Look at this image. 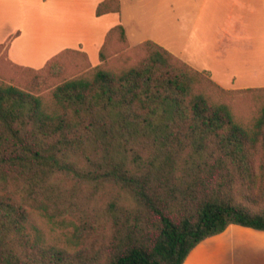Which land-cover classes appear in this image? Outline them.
Segmentation results:
<instances>
[{
	"label": "trees",
	"instance_id": "16d2710c",
	"mask_svg": "<svg viewBox=\"0 0 264 264\" xmlns=\"http://www.w3.org/2000/svg\"><path fill=\"white\" fill-rule=\"evenodd\" d=\"M120 10L103 0L96 14ZM9 41L0 42V264H184L231 224L264 230V87L239 90L262 99L246 123L237 91L154 40L130 48L121 23L93 67L79 48L22 65ZM67 53L91 68L44 93ZM21 68L34 76L12 81ZM41 219L72 225L75 248L46 242Z\"/></svg>",
	"mask_w": 264,
	"mask_h": 264
},
{
	"label": "rangeland",
	"instance_id": "374dc122",
	"mask_svg": "<svg viewBox=\"0 0 264 264\" xmlns=\"http://www.w3.org/2000/svg\"><path fill=\"white\" fill-rule=\"evenodd\" d=\"M6 1L0 0V34L20 28L19 21H24L26 32L17 48L20 57L34 63H41L42 47L62 40L74 43L81 37L89 42L101 28L92 17L89 0H58L54 11L62 14L57 21L54 18L49 22L40 10L28 9L23 18L16 8L19 0L10 1L9 7ZM120 4L130 48L148 39L158 42L196 69L207 72L223 88L237 91L230 94L236 114L246 123L253 121L262 99L257 93L248 96L239 90L264 87V0H120ZM18 31L6 38L9 43ZM99 49L97 46L96 53L92 49V67L101 63ZM91 63L82 53L65 54L58 76L44 93L51 91L53 84L86 72ZM19 70L12 81L25 82L26 77L35 74ZM40 229L46 242L75 248L72 225L41 219ZM245 239L240 237L233 246L244 247Z\"/></svg>",
	"mask_w": 264,
	"mask_h": 264
},
{
	"label": "crops",
	"instance_id": "0c3cea01",
	"mask_svg": "<svg viewBox=\"0 0 264 264\" xmlns=\"http://www.w3.org/2000/svg\"><path fill=\"white\" fill-rule=\"evenodd\" d=\"M10 1L12 0H7L5 5L6 3L8 5ZM102 1L103 0H89V7L92 12L91 14L93 19H95V22L98 24H101V28H99L98 31H95V35L91 40L93 42H88L86 38L81 37L74 43L72 42L74 40H62L54 45L42 47L40 51L41 53H44V55L40 64L34 63L33 61H27V59L22 58L23 56L20 57L21 51L20 48H17V46L19 45L18 42L22 39L26 32V28L23 24L24 21H19L21 22L18 24V26H21L20 28H14L5 34H0V42L8 41L7 39L12 32L20 30L17 32L15 39L9 45V57L16 63L35 68L42 67L49 58L65 48L82 49L88 53L90 60L92 61L95 58V56L93 57L92 49L95 50L94 52L96 53L97 46L101 47L108 30L118 23H121L124 26L121 21V10L120 12L106 13L100 16L96 14V8ZM58 6V0H19L16 3V8L21 12V16L23 18L25 15L24 13H26L28 9L40 10V12L45 16V21L48 22L54 18L55 21H57L59 15L62 14V12L58 13L54 11L58 8ZM105 20L108 21L106 22ZM127 37L130 42L128 33ZM244 236L246 239L248 238L247 240H244V247H234L233 244L237 243L240 237ZM184 264H264V230L242 226L239 224H231L222 233L211 236L198 244L188 255Z\"/></svg>",
	"mask_w": 264,
	"mask_h": 264
}]
</instances>
